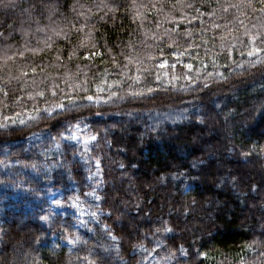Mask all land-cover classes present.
Listing matches in <instances>:
<instances>
[{
    "label": "trees",
    "instance_id": "1",
    "mask_svg": "<svg viewBox=\"0 0 264 264\" xmlns=\"http://www.w3.org/2000/svg\"><path fill=\"white\" fill-rule=\"evenodd\" d=\"M157 262L264 264V0H0V264Z\"/></svg>",
    "mask_w": 264,
    "mask_h": 264
},
{
    "label": "rangeland",
    "instance_id": "2",
    "mask_svg": "<svg viewBox=\"0 0 264 264\" xmlns=\"http://www.w3.org/2000/svg\"><path fill=\"white\" fill-rule=\"evenodd\" d=\"M79 131L85 130L82 127L78 128ZM78 132H74L69 139L86 141L92 136L87 134L82 138ZM76 186H72V191L69 195H64L59 188H49L47 191V202L50 210L63 215H70L74 218L75 225L79 228H85L88 222L95 220V211L93 210L91 203L97 200V196L94 191H86L85 195L81 194ZM155 264H159L158 262Z\"/></svg>",
    "mask_w": 264,
    "mask_h": 264
},
{
    "label": "snow or ice",
    "instance_id": "3",
    "mask_svg": "<svg viewBox=\"0 0 264 264\" xmlns=\"http://www.w3.org/2000/svg\"><path fill=\"white\" fill-rule=\"evenodd\" d=\"M257 52L260 51V49H256ZM253 53L249 52V55H252ZM88 99H92V97H88Z\"/></svg>",
    "mask_w": 264,
    "mask_h": 264
}]
</instances>
